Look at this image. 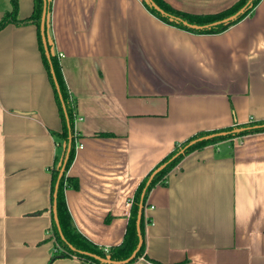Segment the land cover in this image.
Instances as JSON below:
<instances>
[{"label":"crops","instance_id":"obj_1","mask_svg":"<svg viewBox=\"0 0 264 264\" xmlns=\"http://www.w3.org/2000/svg\"><path fill=\"white\" fill-rule=\"evenodd\" d=\"M214 13L236 0H163ZM11 9L0 0V20ZM33 0H17V17ZM47 34L74 102L64 190L76 230L105 251L123 240L142 179L199 131L264 120V0L219 33H192L141 0H51ZM62 122L33 23L0 29V264L53 256L51 170ZM145 257L131 264H264V131L185 154L148 192ZM51 260V261H50ZM96 264V263H92ZM128 264V263H127Z\"/></svg>","mask_w":264,"mask_h":264},{"label":"trees","instance_id":"obj_2","mask_svg":"<svg viewBox=\"0 0 264 264\" xmlns=\"http://www.w3.org/2000/svg\"><path fill=\"white\" fill-rule=\"evenodd\" d=\"M11 1V9L7 11L2 19L0 20V29L3 28L8 23L14 24H24L33 23L37 29V39L39 48L41 51V57L47 71L50 83L53 87L54 97L58 106L59 115L62 122V129L60 132H52L55 137L64 142V149L61 158V162L57 167L51 170V192H50V205H51V237L54 242L53 256L51 260L58 256H77L81 260V264H112L101 261L94 258L90 254H95L103 258H109L112 261H119L128 258L132 251L135 249L138 243V235L136 230V217L139 209V204L142 202L143 210L146 203V198L149 190L156 184H165V178L169 171L181 160V158L191 152L192 150L202 148L207 144H214L219 141L233 138L236 136H241L249 132L264 131V120L250 121L246 124H237L215 129L199 131L187 138L186 140L177 144L172 151H170L156 166L153 168L139 183L137 189L135 190L134 196L130 201L129 215L126 225V230L123 236V240L115 245L111 246L105 251L103 248L99 247L94 242L87 239L80 232L76 230L72 223L71 215L67 209L64 190L67 186H77V179L73 176H68L67 169L71 164L74 154H75V135H74V102L70 98L68 93L62 71L59 63V59L56 53H53L52 42L47 34L48 28V17L51 9V0H46V18H45V36L47 41V47L49 50V58L45 55V50L42 42L41 30H40V19L41 11L43 7V0H33V9L29 17L24 19H19L17 17V0ZM143 5L155 16L164 21L167 24L179 27L181 29L187 30L192 33H219L227 29L230 25L235 24L242 18H244L260 0H237L231 6L214 13H189L182 10L175 9L163 0H153L157 3L166 13L179 17L182 20H186L188 23L204 25L209 24L214 21L226 18L240 8L245 6L243 12L239 13L234 19L227 22H220L215 25L203 28H190L184 25L181 21H176L170 19L168 15H163L157 11L154 7L150 6L144 0H141ZM249 1V3H247ZM58 85V89L55 85V80ZM241 128L239 131L235 129ZM226 132L225 134H218L219 132ZM214 134L208 138H202L203 136ZM70 142V148L66 155L67 144ZM64 164L63 173L58 177L61 166ZM160 165H164L160 170H158L149 180V177L154 172L156 168ZM53 204H55L56 215L58 219V226L53 219ZM142 215L140 218V232L141 237L143 236V228L145 222H151L150 218H145ZM59 227V228H58ZM60 230V232H59ZM63 238L61 237V234ZM72 248H71V247ZM144 256V243L137 250L135 256L128 262L131 264L138 257ZM50 260V261H51Z\"/></svg>","mask_w":264,"mask_h":264},{"label":"water","instance_id":"obj_3","mask_svg":"<svg viewBox=\"0 0 264 264\" xmlns=\"http://www.w3.org/2000/svg\"><path fill=\"white\" fill-rule=\"evenodd\" d=\"M146 3H148L150 6L154 7L157 11H159L161 14L163 15H168L170 19H173V20H176V21H181L184 25L190 27V28H203V27H209L211 25H215L217 23H220V22H227V21H230L232 19H234L239 13L243 12L244 9H245V6H243L242 8H240L238 11H236L234 14L226 17V18H223L221 20H218V21H214L212 23H209V24H204V25H198V24H193V23H188L186 20H182L180 19L179 17H175L173 15H170L168 13H166L157 3H155V1L153 0H144ZM250 1V0H249ZM249 1L247 3H249ZM46 0H43V7H42V11H41V19H40V30H41V36H42V42H43V46H44V50H45V55L47 56V58H49V50H48V47H47V41H46V36H45V18H46ZM55 80V85H56V88L58 89V85H57V82H56V79L54 78ZM241 128H237L235 129V131H239ZM226 132L222 131V132H219L218 134H225ZM214 134H210V135H206V136H203L199 139H202V138H208V137H211L213 136ZM70 148V142H68L67 144V149H66V155L64 157V160L63 162L65 161L66 157H67V153H68V150ZM164 165H160L158 168H156L154 170V172L151 174V176L149 177V180L151 179V177L154 175V173H156L158 170H160ZM63 169H64V164L61 166L60 168V171H59V174H58V177H60L63 173ZM142 210H143V204L142 202L139 204V209H138V213H137V217H136V230H137V235H138V243L135 247V249L132 251L131 255L124 259V260H119V261H112L110 260L109 258H103V257H100V256H97L95 254H90L92 255L94 258H97L101 261H104V262H107V263H112V264H127L136 254L137 250L139 249V247L141 246L142 244V238H141V232H140V218H141V215H142ZM53 219L56 223V225L58 226V219H57V215H56V210H55V204H53ZM59 228V227H58ZM60 232V230H59ZM61 234V233H60ZM61 237L63 238L62 234H61ZM71 247V246H70ZM72 248V247H71Z\"/></svg>","mask_w":264,"mask_h":264},{"label":"built area","instance_id":"obj_4","mask_svg":"<svg viewBox=\"0 0 264 264\" xmlns=\"http://www.w3.org/2000/svg\"><path fill=\"white\" fill-rule=\"evenodd\" d=\"M75 135V149L80 148L82 146V143L79 141V138L77 137L76 133L74 132Z\"/></svg>","mask_w":264,"mask_h":264},{"label":"rangeland","instance_id":"obj_5","mask_svg":"<svg viewBox=\"0 0 264 264\" xmlns=\"http://www.w3.org/2000/svg\"><path fill=\"white\" fill-rule=\"evenodd\" d=\"M236 1H237V0H236ZM236 1H235V2H236ZM232 4H233V3H232ZM232 4H231V5H232ZM231 5H230V6H231Z\"/></svg>","mask_w":264,"mask_h":264}]
</instances>
